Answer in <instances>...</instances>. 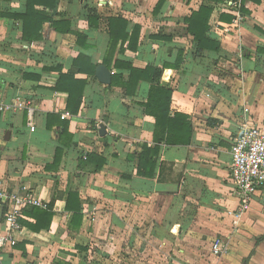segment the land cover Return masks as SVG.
<instances>
[{"label":"crops","instance_id":"0c3cea01","mask_svg":"<svg viewBox=\"0 0 264 264\" xmlns=\"http://www.w3.org/2000/svg\"><path fill=\"white\" fill-rule=\"evenodd\" d=\"M159 2L56 0L53 17L69 23L71 31L46 22L42 39L29 42L23 39L22 18L12 16L26 12L27 0H0V102L12 106L0 112V188L30 193L47 206L57 195L50 229L36 232L21 224L18 243L5 252L4 264L114 259L118 236L130 226L126 206L136 203L143 205L144 216L154 212L156 221L164 206L176 222L181 206L186 212L197 207L198 215L188 219L208 221L229 244L228 253L202 264H264V189L240 218L229 213L238 206L230 170L232 141L246 126H264V0H166L157 7ZM202 5L212 8L206 36L219 42V51L200 48L187 30L185 19ZM89 9L102 17L99 27L90 26ZM117 16L128 21V33L140 28L138 49L125 44L123 52L118 44L109 67L104 63L110 43L106 19ZM82 53L96 69L108 67L112 79L116 73L127 79L130 73L119 69L116 60L140 69L163 68L159 83L172 92V114L188 116L192 136L189 144H160L153 178L137 175L142 145H155L156 120L144 106L152 84L141 80L136 92L127 94L122 86H111L112 81L100 82L96 70L90 76L79 73L88 81L80 110L73 115L67 110L68 94L54 86L61 71L76 70L74 60ZM179 56L177 68H164L165 63L179 64ZM29 107L34 108V129ZM50 113L67 115L70 146L60 140L61 125L48 128ZM60 147V165L49 167ZM88 152L106 158L102 169L79 166ZM69 190L81 195L83 219L75 230L69 228L71 213L66 210ZM20 218L34 222L23 210ZM157 231L155 227L152 233L157 236Z\"/></svg>","mask_w":264,"mask_h":264},{"label":"trees","instance_id":"16d2710c","mask_svg":"<svg viewBox=\"0 0 264 264\" xmlns=\"http://www.w3.org/2000/svg\"><path fill=\"white\" fill-rule=\"evenodd\" d=\"M165 1L166 0H160L157 7H161ZM242 1L244 3L246 0ZM257 1L261 2V0ZM56 7V0H27V10L24 14H12V16H20L23 20V39L29 42L41 40V30L43 24L46 22H51L54 28L60 31L64 30V32H70L69 23H66L64 20L57 21L54 19L53 16L55 12H57ZM89 12L88 21L90 26L93 28L99 27V22L102 17L98 15L97 11L94 9H89ZM211 13V7L202 5L197 11H194L191 16L185 19L188 23L187 30L193 35L194 39L198 41L200 48L219 51V42L209 39L206 36L209 30L208 21ZM227 19L231 20V17ZM106 20L109 26L110 43L104 63L110 67L111 58L117 50L118 44H120V51L126 48L124 47L125 44H127V48L130 50L136 51L138 49L140 28L136 27L134 32L130 34L127 31L128 21L125 18L117 16L110 17ZM62 24H64L66 28L61 30L60 25ZM180 56L178 59L179 64L172 65L170 63H165L164 68H177L182 62ZM115 65L119 67V69L127 68L130 73L127 79L122 73L114 74L111 86H122L127 94H134L141 80L148 81L152 84L148 101L144 106L146 114L152 115L156 120V129L154 133L155 145L154 147H149L148 144L142 145V150L138 157L137 175L153 178L157 165L155 158L159 153L160 144H189L192 136L191 123L186 114L180 112L172 114V92L170 89L162 87L159 83L163 68L155 65H148L145 69H140L134 67L131 63L122 62L120 60H116ZM74 66L76 70L67 73L62 72L60 69L61 73L54 86V90L63 91L68 94L67 110L71 114L76 115L80 110L84 89L88 81L87 78L78 77L77 74L83 73L87 74V76L94 75L96 64L92 62L89 56L82 53L74 60ZM53 123L62 126L60 140L65 146H70L73 135L68 130L69 122L62 119L61 114L50 113L48 115V128H51ZM63 154L64 149L62 147L57 148L55 159L49 167L57 168L61 163ZM84 154L86 155V159H84V155H82L79 164L82 169L94 166V171H96L104 167L106 158L102 155L89 152ZM56 199L57 195H54L52 202L48 204L46 209L38 206L24 208L23 213L26 216L34 218V222L20 218V223L36 232L50 229L54 216L52 208ZM65 199L66 210L71 213L69 228L73 230L79 229L83 219L80 192L78 190H69L66 193Z\"/></svg>","mask_w":264,"mask_h":264},{"label":"rangeland","instance_id":"374dc122","mask_svg":"<svg viewBox=\"0 0 264 264\" xmlns=\"http://www.w3.org/2000/svg\"><path fill=\"white\" fill-rule=\"evenodd\" d=\"M128 207L125 213L129 217L127 222L130 226L126 232H121L123 235L118 236L121 242L118 244L116 257L113 259L111 256L110 258L100 256L96 259L97 264H170L171 262L202 264L201 261L204 259V263L215 260L211 245L221 235L215 226L210 225L206 220L188 219L193 214L198 215L197 207L186 212L185 206H181L177 222L170 220L168 205L164 206L160 222L154 220V212L144 216L139 208L143 210V205L139 203L134 204V208L130 205L126 206ZM152 207L154 208V205ZM155 227L160 230L157 231V236L152 233ZM184 231L185 236L179 237ZM161 243L164 245L162 246ZM182 249L186 252H182ZM94 259L92 258L93 261Z\"/></svg>","mask_w":264,"mask_h":264},{"label":"built area","instance_id":"2783aa9c","mask_svg":"<svg viewBox=\"0 0 264 264\" xmlns=\"http://www.w3.org/2000/svg\"><path fill=\"white\" fill-rule=\"evenodd\" d=\"M19 106L18 104L14 105ZM0 102V112L10 109ZM30 125L33 126L34 108L29 107ZM67 115L63 114L62 118ZM86 159V155H84ZM231 178L234 183V195L238 200L235 210L229 211L235 218H240L246 213L259 191L264 189V126L256 123L242 128L232 141L231 148ZM27 206H39L47 208V204L41 202L30 193L20 194L18 191L8 192L0 188V208L2 215L0 220V264L8 249L18 243L16 234L21 231L19 221L22 210ZM212 252L216 257L229 252L228 241L222 236L212 243Z\"/></svg>","mask_w":264,"mask_h":264},{"label":"water","instance_id":"95a60500","mask_svg":"<svg viewBox=\"0 0 264 264\" xmlns=\"http://www.w3.org/2000/svg\"><path fill=\"white\" fill-rule=\"evenodd\" d=\"M96 77L103 84H110L112 81V74L108 67L103 64H100L96 69ZM2 214V209L0 208V217Z\"/></svg>","mask_w":264,"mask_h":264}]
</instances>
